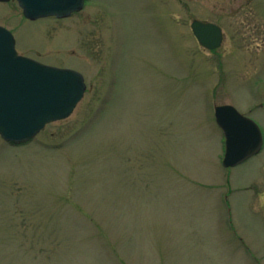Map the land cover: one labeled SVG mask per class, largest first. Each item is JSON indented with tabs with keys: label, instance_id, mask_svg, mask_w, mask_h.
<instances>
[{
	"label": "rangeland",
	"instance_id": "374dc122",
	"mask_svg": "<svg viewBox=\"0 0 264 264\" xmlns=\"http://www.w3.org/2000/svg\"><path fill=\"white\" fill-rule=\"evenodd\" d=\"M0 26L86 83L68 118L0 138V264H264V144L225 169L214 118L227 103L264 135V0H85L35 21L9 0Z\"/></svg>",
	"mask_w": 264,
	"mask_h": 264
},
{
	"label": "water",
	"instance_id": "95a60500",
	"mask_svg": "<svg viewBox=\"0 0 264 264\" xmlns=\"http://www.w3.org/2000/svg\"><path fill=\"white\" fill-rule=\"evenodd\" d=\"M8 0H0L7 2ZM85 0H16L24 18H67ZM191 30L198 43L214 50L222 43L221 29L194 20ZM83 76L17 54L12 34L0 26V137L19 144L35 137L47 124L68 118L82 99ZM215 120L225 139L222 165L235 167L262 147V134L251 119L229 105L215 108Z\"/></svg>",
	"mask_w": 264,
	"mask_h": 264
},
{
	"label": "flooded vegetation",
	"instance_id": "af4514ba",
	"mask_svg": "<svg viewBox=\"0 0 264 264\" xmlns=\"http://www.w3.org/2000/svg\"><path fill=\"white\" fill-rule=\"evenodd\" d=\"M203 22H205V21H203ZM192 23V22H191ZM191 23H190V30H191ZM191 32H192V30H191ZM222 42H223V36H222ZM221 46V45H220ZM220 46H219V48H220ZM203 48V47H202ZM205 49V48H204ZM218 49V48H217ZM207 50V49H206ZM216 50V49H215ZM208 51H214V50H208ZM221 105H229V104H227V103H225V104H221ZM258 108H264V103H259V105H258ZM239 112V111H238ZM240 114H242L241 112H239ZM243 116H245V117H248V116H246V115H244V114H242ZM248 118H250V117H248ZM251 119V118H250ZM255 122V121H254ZM257 124V123H256ZM258 126H259V128H260V130H261V132H262V129H261V127H260V125L259 124H257ZM262 136H263V144H264V135H263V132H262ZM262 149H263V146H262ZM262 149H261V151H262ZM260 151V152H261ZM259 152V153H260ZM258 155V154H257ZM247 161V160H246Z\"/></svg>",
	"mask_w": 264,
	"mask_h": 264
}]
</instances>
